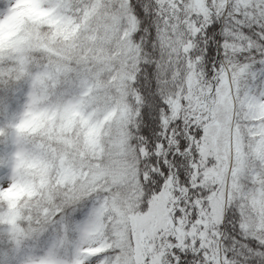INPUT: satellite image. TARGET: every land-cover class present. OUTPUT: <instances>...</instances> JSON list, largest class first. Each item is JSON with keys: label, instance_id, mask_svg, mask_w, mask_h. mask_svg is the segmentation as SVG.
Segmentation results:
<instances>
[{"label": "snow or ice", "instance_id": "6c2138e0", "mask_svg": "<svg viewBox=\"0 0 264 264\" xmlns=\"http://www.w3.org/2000/svg\"><path fill=\"white\" fill-rule=\"evenodd\" d=\"M0 264H264V0H0Z\"/></svg>", "mask_w": 264, "mask_h": 264}]
</instances>
